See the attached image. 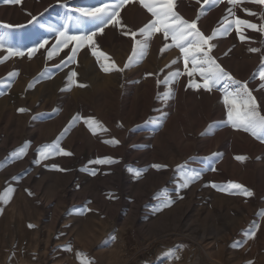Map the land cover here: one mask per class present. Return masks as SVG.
<instances>
[{
	"label": "rangeland",
	"instance_id": "obj_1",
	"mask_svg": "<svg viewBox=\"0 0 264 264\" xmlns=\"http://www.w3.org/2000/svg\"><path fill=\"white\" fill-rule=\"evenodd\" d=\"M114 2L0 0V194L12 189L7 202H0V264H264V216L258 215L264 209V152L243 136L255 142L256 137L226 124L223 84L211 92L186 87V74L163 83L169 72H184V61L171 38L165 41L159 32L146 53L125 68L134 41L119 25H108L93 38L95 51L108 59L93 55L88 44L71 63L73 45L48 57L55 30L65 23L73 33L93 28L77 9ZM174 5L192 20L203 0H174ZM230 7L227 0L203 5L197 26L210 35ZM233 11L264 25V5L242 0ZM151 18L139 0L120 9L122 25L132 31ZM244 35L242 41L235 26L227 35L218 33L211 54L235 79L248 81L264 109L262 82L258 74L252 78L264 56V32L245 27ZM44 40L45 47L28 56L27 50ZM165 43L170 47L162 52ZM250 47L261 51L251 53ZM8 48L24 55H9ZM113 61L116 68L104 71ZM72 71L77 75L69 81ZM193 79L202 83L198 74ZM89 117L100 126L90 128ZM209 124L216 125L214 134L202 135ZM113 139L119 143L107 142ZM54 142L71 155L42 160L37 148ZM22 146L25 152L13 155ZM106 157L114 162L95 163ZM185 163V169L177 168ZM152 164L167 167L157 170ZM135 170H143L140 177ZM190 170L199 172V179L181 188ZM228 181L254 195L212 187ZM166 197L169 206H163ZM252 225H258L254 237L246 235ZM78 252L84 256L78 258Z\"/></svg>",
	"mask_w": 264,
	"mask_h": 264
},
{
	"label": "snow or ice",
	"instance_id": "obj_2",
	"mask_svg": "<svg viewBox=\"0 0 264 264\" xmlns=\"http://www.w3.org/2000/svg\"><path fill=\"white\" fill-rule=\"evenodd\" d=\"M5 2L19 4L21 0H5ZM139 2L144 8L147 9L149 13H151L152 18L137 31L126 29V27L122 25L120 19V9L129 3V0H115L114 3L104 4L101 7L77 9L76 11L81 13L83 17H87L92 20L93 28L87 31H80L77 29V32L73 33L69 24L65 23L59 29L55 30L56 43L47 50L48 57L51 58L54 55H57L61 48H68L69 45H73L71 48V54L67 56V62L71 63L75 60L78 49L82 45L88 44L93 47V55L103 56L105 59H108L107 54L95 51V41L93 38L97 33H102L108 25H119L121 26L123 34L125 36H130L134 41L132 45V55L129 56L128 63L124 65V67L127 68L134 60L142 57L146 53L148 43L153 34L157 32L162 33L165 41H167L170 37L172 41L171 46L179 48L184 61V72L181 73L179 70L169 72L163 83L167 84L170 81L178 79L181 75L186 74L189 77L188 85L186 87H194L196 89L202 88L208 92H211L213 88L223 84L219 90L223 93V101L227 108L226 124L230 125L234 130H243L247 133H250L257 139L264 140V114L260 112L257 100L252 94V90L248 88V81H240L235 79L230 72L222 67L220 63H218L217 58L211 54L215 45L211 44L210 42L217 36L218 33L227 35L230 31H232L233 26H235V30L242 41L246 39L244 35L245 27L259 32H264V25L258 26L249 20L240 19L239 17L235 16L233 9L238 4H240L242 0H227L228 4H230L232 7L226 10L227 15L222 18L221 28L213 29L210 35H205L197 26V22L200 19V13L203 11V5L214 4L217 2V0H203L201 9L197 12L195 19L192 20L185 19L178 12L174 11V0H139ZM220 2H222V0H220ZM251 2L264 5V0H251ZM197 3H200V0H197ZM244 11L248 12L249 15H257L256 13L251 12L249 9H244ZM260 16L261 19L264 20V13H261ZM229 17H235V19H229ZM35 19L36 17H33V20ZM71 19L72 17H69V20ZM138 34L141 39H137ZM47 43L48 41L44 40L39 42L35 47L29 48L27 50L28 56L31 57L36 51L44 48ZM2 46L3 37H0V47ZM169 47L170 45L165 43L164 48L161 51L163 52ZM248 51L251 53H257L260 52L261 49L250 47ZM8 53L9 55H24L23 51H14L12 48H8ZM65 62L66 61L62 60L61 64H65ZM172 63L175 64L176 61L174 60ZM189 64H191L190 68L188 66ZM56 67L59 68L60 65H56ZM102 67L103 70L107 72L113 68H116V65L113 61L112 64ZM166 67H171V65ZM117 70L123 71V69ZM197 74L200 76L202 83H198L193 79V77ZM257 74L259 80L262 82L260 87L264 88V56L261 57L260 65L258 66L257 71L253 73L252 78H256ZM9 75H14V73H10ZM41 75L43 76L44 73H41ZM76 75L77 73L72 71L68 77L69 81H71ZM148 75L152 74L149 73ZM158 83H160V81H158ZM80 86L83 87L84 85ZM171 94V89L165 93L166 96H170ZM18 111L25 112L28 110L25 108H20ZM76 119H79V117H73V121ZM85 123H87L90 128H92L94 125L100 126L99 122L95 121V119L92 117H89ZM215 127L216 125L209 124L202 135L214 134L212 130ZM107 142L112 144L119 143V141L115 139ZM25 148L26 146H22L20 149L16 150L13 155L23 154L25 152ZM37 152L39 153V156L42 160L47 159L54 153L71 155V153L66 152L64 149L58 148L57 142H54L52 146L42 145L37 148ZM235 158L239 161L246 159L245 156H236ZM112 162L114 161H112L110 157L95 161V163L99 164ZM51 167L59 169L58 165H52ZM151 167L159 170L166 168L167 165L152 164ZM186 167V163L184 165L177 166V168L181 170L185 169ZM59 170L64 171V169ZM142 171L143 170H135V175L140 177ZM199 176L200 173L196 170L185 172L184 176L182 177V183L180 187L184 188L189 186L191 182L199 179ZM212 187L219 188L221 191L229 192L232 190H238L240 194L245 197H252L254 195V193L244 185L232 181H228L224 186L213 183ZM26 191L29 192V195L32 194L29 190L26 189ZM11 192V188H6L4 193L0 194V202H7L9 199L8 194ZM170 203V198L166 197L163 202V206H169ZM258 215L264 216V209L260 210ZM29 227H33V225H29ZM257 227L258 225H252L249 233H246V235L254 237L256 233L252 229ZM83 256L84 253H77L78 258ZM82 264H84L83 261ZM248 264H252V262L249 261Z\"/></svg>",
	"mask_w": 264,
	"mask_h": 264
},
{
	"label": "bare ground",
	"instance_id": "obj_3",
	"mask_svg": "<svg viewBox=\"0 0 264 264\" xmlns=\"http://www.w3.org/2000/svg\"><path fill=\"white\" fill-rule=\"evenodd\" d=\"M234 18V17H233ZM260 26V25H259ZM249 31V30H248ZM233 57H234V55H233ZM232 58V57H231ZM239 58V57H238ZM237 59V58H236ZM245 59V58H244ZM242 60V59H241ZM240 60V61H241ZM246 60V59H245ZM248 66V65H247ZM248 69V68H247ZM233 72V71H232ZM248 75V74H247ZM251 76V75H250ZM248 76H246V77H244L245 79L247 78ZM240 80V79H239ZM256 81V80H255ZM257 90H259V89H257ZM259 110H260V112L262 113V114H264V109L262 108H259ZM244 138H245V142L246 141H248L249 143H251V144H253L255 147H257V148H255V150H258V151H261V152H264V144L263 143H261L260 142V140L259 139H257L256 140V142L254 141V139L253 140H251V138L249 139V140H247L246 138H247V135H244L243 136ZM235 138V137H234ZM225 140V139H224ZM223 142V141H222ZM234 142H235V140H234ZM233 143V142H232ZM244 143V142H243ZM249 143H247V145L249 144ZM246 144V143H245ZM250 145V144H249ZM228 146V145H227ZM233 146V145H232ZM250 147V146H249ZM247 149L248 150H251V148H248V146H247ZM254 152H256V151H254ZM232 153V152H231ZM258 153V152H257Z\"/></svg>",
	"mask_w": 264,
	"mask_h": 264
}]
</instances>
